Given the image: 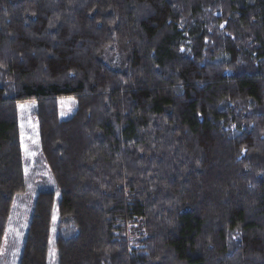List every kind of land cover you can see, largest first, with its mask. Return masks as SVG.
<instances>
[{"label":"trees","instance_id":"1","mask_svg":"<svg viewBox=\"0 0 264 264\" xmlns=\"http://www.w3.org/2000/svg\"><path fill=\"white\" fill-rule=\"evenodd\" d=\"M24 102L57 264H264V0H0V250ZM53 213L38 192L18 264Z\"/></svg>","mask_w":264,"mask_h":264},{"label":"rangeland","instance_id":"2","mask_svg":"<svg viewBox=\"0 0 264 264\" xmlns=\"http://www.w3.org/2000/svg\"><path fill=\"white\" fill-rule=\"evenodd\" d=\"M114 51L108 58L115 57ZM21 149L24 162L25 191L13 200L5 236L0 250V264H18L24 244L27 227L37 193L40 191L54 192V213L52 217L51 236L49 241L48 264H57L54 250L55 228L57 222L56 207L59 194L56 185L40 157L37 124L32 117L34 102L20 103L18 106ZM75 110V100L70 97L58 101L60 119L70 117Z\"/></svg>","mask_w":264,"mask_h":264}]
</instances>
